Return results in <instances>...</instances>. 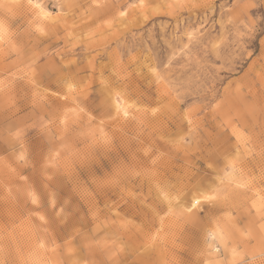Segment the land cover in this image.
<instances>
[{"label":"rangeland","instance_id":"1","mask_svg":"<svg viewBox=\"0 0 264 264\" xmlns=\"http://www.w3.org/2000/svg\"><path fill=\"white\" fill-rule=\"evenodd\" d=\"M0 264H264V0H0Z\"/></svg>","mask_w":264,"mask_h":264},{"label":"snow or ice","instance_id":"2","mask_svg":"<svg viewBox=\"0 0 264 264\" xmlns=\"http://www.w3.org/2000/svg\"><path fill=\"white\" fill-rule=\"evenodd\" d=\"M37 7H39V6L37 5Z\"/></svg>","mask_w":264,"mask_h":264}]
</instances>
